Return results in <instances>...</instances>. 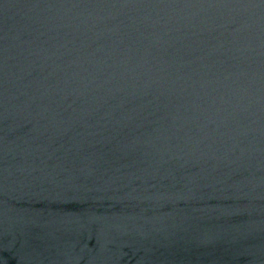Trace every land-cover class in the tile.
<instances>
[{"label":"water","instance_id":"95a60500","mask_svg":"<svg viewBox=\"0 0 264 264\" xmlns=\"http://www.w3.org/2000/svg\"><path fill=\"white\" fill-rule=\"evenodd\" d=\"M0 264H264V0H0Z\"/></svg>","mask_w":264,"mask_h":264}]
</instances>
